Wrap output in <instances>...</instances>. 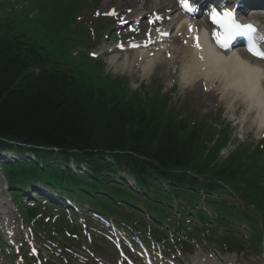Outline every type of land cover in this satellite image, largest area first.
I'll list each match as a JSON object with an SVG mask.
<instances>
[{"label":"trees","instance_id":"1","mask_svg":"<svg viewBox=\"0 0 264 264\" xmlns=\"http://www.w3.org/2000/svg\"><path fill=\"white\" fill-rule=\"evenodd\" d=\"M3 8L1 139L60 147V161L74 158L88 162L96 169L100 180L94 182L98 184L107 180L99 174L101 168L107 172L121 169L143 182L151 178V172L169 175L174 168L189 167L197 159L196 131H189L184 124L164 122L157 102L148 97L144 100L139 93L130 96L115 79L100 71L94 74L95 67L85 61L76 65L79 69L52 61L58 46L64 45L58 32L48 29L35 33L33 25L24 26L22 20L14 18V9ZM88 149L115 152L111 153L114 162H94L95 155L87 153ZM177 180L196 183L188 175Z\"/></svg>","mask_w":264,"mask_h":264},{"label":"rangeland","instance_id":"2","mask_svg":"<svg viewBox=\"0 0 264 264\" xmlns=\"http://www.w3.org/2000/svg\"><path fill=\"white\" fill-rule=\"evenodd\" d=\"M45 5L48 6V11L45 13V18L47 19L48 28L51 30H65V25H70L73 27L71 33L74 34V40L70 42L68 47L72 48L76 45L75 37L77 34V27L76 24L79 23L81 27L88 31V35L91 37V43L88 47H80L76 48L72 51L73 55H76L80 51H85L86 55H90V52H98L100 55L99 60L102 69L106 73H110L111 76L116 79L119 78L118 84L122 88H126L129 92L133 91L134 89H139L138 87L141 84L144 86L142 92L140 91L141 95L144 97L145 95H149L152 99L153 96L159 93V96L162 99L169 100L170 108L172 109L173 115L179 117V119L184 118L189 123L190 127L199 128L201 129L203 134H213V138L219 133L224 132V125L226 121L229 120L232 123V131L229 129L225 131L228 135V141L225 143V149L222 154L218 157H215L214 160L217 162L214 164H218L220 161H223L228 155H234L233 151L235 149L244 148L245 144L253 143V137H257L258 133L256 131V126H247V128L241 129V126L235 125V121L239 120L238 117L241 115V110L245 111V107L241 104L238 105V109L236 110V118H233L230 114L232 111L229 110L228 102L227 101H219L216 97H206L199 89L195 90L194 87L183 88L179 85V80H175L174 78H170L168 75H164V72L155 71L151 72V74L141 75L140 77L137 75L134 79L128 72L126 68L115 67L114 64L110 65L112 58L117 56L115 53H111L110 55H104V51L106 48H111L117 42L118 37L114 35L110 39V43L104 38L100 42L98 40H94V37L97 33H93L92 31L96 30V27L99 23H109V19L105 18L102 22L97 21L94 17H96L95 12L102 11L101 14H104V11L108 7L115 6L120 10H124L123 4L121 5L122 0H41ZM176 2V0H174ZM14 4V3H13ZM17 4H19V8L22 10L27 9L30 10V13L34 16L38 13L39 8L34 6L35 4L26 1L20 0ZM87 4V5H86ZM15 6V5H14ZM31 6V7H30ZM41 8V5H38ZM159 6V5H158ZM125 11V10H124ZM168 11V10H164ZM41 20V19H40ZM70 29V28H69ZM71 30V29H70ZM104 31V30H103ZM102 31V32H103ZM110 33V31H105L104 34ZM73 38L72 35H69L68 38H60L62 42L63 40H68ZM102 41L104 43H102ZM65 44V43H64ZM102 54V55H101ZM114 54V55H112ZM125 55V54H124ZM129 55V54H128ZM80 54L77 56L79 57ZM56 59V58H55ZM67 64L72 63L71 61H65ZM76 69H79V63L73 62L72 63ZM173 82V83H172ZM175 85L172 88L173 91H170L169 86ZM172 87V86H171ZM197 88V87H196ZM203 90V87H201ZM204 103H201L202 101ZM154 101V100H153ZM155 102V101H154ZM221 109L218 111L217 109ZM221 114V116L219 115ZM253 116V112L250 113V117ZM196 124V126L194 125ZM223 129V130H222ZM231 133V134H230ZM263 134L260 136L262 137ZM237 137V140H236ZM208 151V148H206ZM233 152V153H232ZM262 176V175H260ZM264 184V180L261 181ZM224 197H227L224 195ZM255 213V211L252 210ZM52 215V213H50ZM37 240H43L41 237H37ZM68 242H71L68 239ZM109 247V246H108ZM108 252L111 251V247L107 249ZM44 254H52L50 251L47 252L45 250ZM52 260L55 261L56 258L52 257ZM117 260V258H116ZM264 262V261H263ZM52 264H58L57 262H52Z\"/></svg>","mask_w":264,"mask_h":264},{"label":"bare ground","instance_id":"3","mask_svg":"<svg viewBox=\"0 0 264 264\" xmlns=\"http://www.w3.org/2000/svg\"><path fill=\"white\" fill-rule=\"evenodd\" d=\"M146 1L153 2L154 0ZM158 1L170 5L171 8H175L173 0ZM137 2L138 0H127L128 4L135 5ZM179 32L181 34H178V36H182L179 40L184 42L179 47L172 49L168 46L166 49H161L159 46V50L157 51H148L149 53H156L154 58L150 59L148 57L150 54H142L144 60L141 62L138 59L139 56L126 57L123 59L121 68H126L135 79L137 66L143 72L148 73L151 71L152 65L160 62V68L165 71L164 75H170L174 78L176 76L172 75L168 69L170 66L178 63L181 71L179 85L182 88H186V85L194 83L205 84V86L210 87L208 90L209 94L214 96L217 94L220 101H227L233 113H236L238 109L234 103L241 100L247 104L248 97L257 110V131L264 129V61L253 59L249 61L241 52L231 55L219 53L213 46L210 38L205 33L201 34L199 32L197 24L186 23ZM196 35L199 38L200 47L204 48L203 51L199 50L200 47H196ZM168 52L173 53V57L170 59L164 56ZM142 55L140 56L142 57ZM112 62L114 64L115 60H112ZM238 123L244 126V123L250 125L254 122L244 117ZM192 259L197 262L199 260L198 254L194 255ZM201 261L203 264H208L205 259H201Z\"/></svg>","mask_w":264,"mask_h":264},{"label":"snow or ice","instance_id":"4","mask_svg":"<svg viewBox=\"0 0 264 264\" xmlns=\"http://www.w3.org/2000/svg\"><path fill=\"white\" fill-rule=\"evenodd\" d=\"M185 8H188L187 0H184ZM212 19L221 25L225 29L224 34L219 32L215 33L217 44L222 48H229L231 41L237 36H246L256 31L252 24H242L235 19L232 11H224L221 16L215 9L212 10ZM196 47H200L199 38H197ZM248 51L260 58L264 59V45H258L255 41H252L248 46Z\"/></svg>","mask_w":264,"mask_h":264}]
</instances>
